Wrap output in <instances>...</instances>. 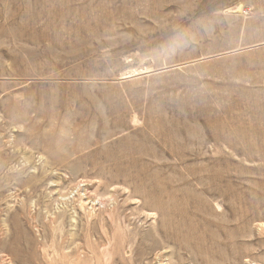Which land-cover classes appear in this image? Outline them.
<instances>
[{
	"label": "rangeland",
	"instance_id": "rangeland-1",
	"mask_svg": "<svg viewBox=\"0 0 264 264\" xmlns=\"http://www.w3.org/2000/svg\"><path fill=\"white\" fill-rule=\"evenodd\" d=\"M0 264H264V0H0Z\"/></svg>",
	"mask_w": 264,
	"mask_h": 264
},
{
	"label": "bare ground",
	"instance_id": "bare-ground-1",
	"mask_svg": "<svg viewBox=\"0 0 264 264\" xmlns=\"http://www.w3.org/2000/svg\"><path fill=\"white\" fill-rule=\"evenodd\" d=\"M181 58H183V57H181ZM178 59H180V58H178ZM185 59V58H184ZM187 59V58H186ZM187 62V61H186ZM194 66V65H193ZM196 66L198 67V64H196ZM191 67V66H190ZM193 68V67H192ZM106 150V149H105ZM102 161V160H101ZM110 170V169H109ZM212 179V178H211ZM88 195V194H87ZM82 199V198H81ZM81 201V200H80ZM82 204V203H81ZM172 204V203H171ZM179 223V222H178ZM185 226V225H184ZM204 232V231H203ZM176 234V233H175ZM187 237V236H186ZM184 238V237H183ZM182 238V239H183ZM186 239H184V241H185ZM205 241V240H204ZM182 244V243H181ZM181 246V245H180ZM184 246V245H183ZM187 246H188V243H187ZM186 246V247H187ZM190 246V245H189ZM218 247V246H217ZM189 248H191V247H189ZM197 248V247H196ZM214 249V248H213ZM262 253H263V251H262ZM225 262V261H224Z\"/></svg>",
	"mask_w": 264,
	"mask_h": 264
}]
</instances>
